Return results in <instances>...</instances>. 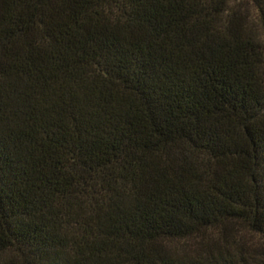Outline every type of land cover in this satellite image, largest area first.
<instances>
[{
	"label": "trees",
	"instance_id": "1",
	"mask_svg": "<svg viewBox=\"0 0 264 264\" xmlns=\"http://www.w3.org/2000/svg\"><path fill=\"white\" fill-rule=\"evenodd\" d=\"M0 264H264V0H0Z\"/></svg>",
	"mask_w": 264,
	"mask_h": 264
}]
</instances>
